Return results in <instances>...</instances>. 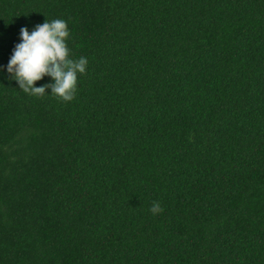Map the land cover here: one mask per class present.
I'll list each match as a JSON object with an SVG mask.
<instances>
[{"label": "trees", "instance_id": "16d2710c", "mask_svg": "<svg viewBox=\"0 0 264 264\" xmlns=\"http://www.w3.org/2000/svg\"><path fill=\"white\" fill-rule=\"evenodd\" d=\"M46 19L71 102L7 72ZM0 264H264V0H0Z\"/></svg>", "mask_w": 264, "mask_h": 264}, {"label": "clouds", "instance_id": "9594fccd", "mask_svg": "<svg viewBox=\"0 0 264 264\" xmlns=\"http://www.w3.org/2000/svg\"><path fill=\"white\" fill-rule=\"evenodd\" d=\"M70 31L63 19H47L43 24L36 25L29 32L20 30L21 42L18 43L7 65L10 78L17 81L24 93L43 97L46 89L61 102H71L77 92L78 76L86 73L88 59L80 56L71 58L68 47ZM50 76L54 83L36 87V82ZM149 211L157 215L163 211L160 203L154 201Z\"/></svg>", "mask_w": 264, "mask_h": 264}]
</instances>
